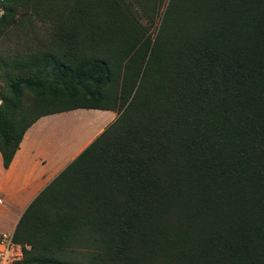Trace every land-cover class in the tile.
I'll use <instances>...</instances> for the list:
<instances>
[{"label": "trees", "instance_id": "1", "mask_svg": "<svg viewBox=\"0 0 264 264\" xmlns=\"http://www.w3.org/2000/svg\"><path fill=\"white\" fill-rule=\"evenodd\" d=\"M0 154L111 121L27 206L15 264H264V0H0Z\"/></svg>", "mask_w": 264, "mask_h": 264}, {"label": "crops", "instance_id": "2", "mask_svg": "<svg viewBox=\"0 0 264 264\" xmlns=\"http://www.w3.org/2000/svg\"><path fill=\"white\" fill-rule=\"evenodd\" d=\"M103 111L108 110H70L42 116L26 130L7 168L3 167L0 154V232H14L31 201L98 135L70 154L69 146H64L65 134L69 132L58 130L54 125L62 126L60 121L64 118L84 120L88 114L95 118Z\"/></svg>", "mask_w": 264, "mask_h": 264}, {"label": "rangeland", "instance_id": "3", "mask_svg": "<svg viewBox=\"0 0 264 264\" xmlns=\"http://www.w3.org/2000/svg\"><path fill=\"white\" fill-rule=\"evenodd\" d=\"M2 82L0 81V84ZM77 110H85V109H76ZM74 111V110H73ZM104 113L100 116H96L95 118L93 115L88 114L84 115V120L73 118V119H62L60 121L62 126H55L56 129H62L65 133H67V136L69 135V138H67L66 134L64 139V146L68 147L70 150V154H73L86 140L92 138L95 136V134H99L105 126H107L111 121H113L116 118V114L111 111H103ZM114 115V116H113ZM113 116V118H111ZM70 117V116H69ZM87 117V119H86ZM89 118V119H88ZM111 118V119H110ZM91 121L89 126L87 125V122ZM93 121V122H92Z\"/></svg>", "mask_w": 264, "mask_h": 264}, {"label": "built area", "instance_id": "4", "mask_svg": "<svg viewBox=\"0 0 264 264\" xmlns=\"http://www.w3.org/2000/svg\"><path fill=\"white\" fill-rule=\"evenodd\" d=\"M26 247L27 245L14 239V232H0V264H15L20 261Z\"/></svg>", "mask_w": 264, "mask_h": 264}]
</instances>
